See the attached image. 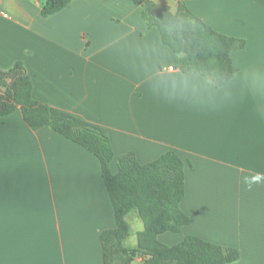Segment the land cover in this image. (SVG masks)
Here are the masks:
<instances>
[{
	"label": "crops",
	"instance_id": "obj_1",
	"mask_svg": "<svg viewBox=\"0 0 264 264\" xmlns=\"http://www.w3.org/2000/svg\"><path fill=\"white\" fill-rule=\"evenodd\" d=\"M183 1L246 41L224 87L182 73L132 0H72L46 18V0H0V67L23 62L36 101L105 128L114 174L130 152L142 165L168 151L185 162L180 209L191 224L161 243L197 236L238 250L230 264H264V0ZM182 75L195 91L174 88ZM131 214L124 245L135 249L144 223ZM115 228L97 157L49 127L33 130L20 109L2 120L0 264H104L101 234Z\"/></svg>",
	"mask_w": 264,
	"mask_h": 264
},
{
	"label": "trees",
	"instance_id": "obj_2",
	"mask_svg": "<svg viewBox=\"0 0 264 264\" xmlns=\"http://www.w3.org/2000/svg\"><path fill=\"white\" fill-rule=\"evenodd\" d=\"M132 1L141 7L148 26L159 31L163 44L180 57L182 73L198 74L215 89L235 77L238 69L232 54L245 48V40L216 31L189 10L183 0H176L175 13L154 0ZM71 2L46 0L41 14L45 18L52 16ZM18 109L33 130L49 127L98 158L116 221L114 230L101 234L104 264H132L139 255L148 257L147 264H230L240 258L238 250L197 236H187L172 247L158 240L167 232L181 233L183 227L191 224L180 209L185 197V162L175 152L168 151L145 165L137 161L133 152L124 154L119 157L118 172L114 174V153L107 130L36 101L32 81L21 61L9 70L0 67V125ZM190 168L193 169L192 164ZM133 211L144 223L135 249L124 245L130 236L126 217Z\"/></svg>",
	"mask_w": 264,
	"mask_h": 264
},
{
	"label": "clouds",
	"instance_id": "obj_3",
	"mask_svg": "<svg viewBox=\"0 0 264 264\" xmlns=\"http://www.w3.org/2000/svg\"><path fill=\"white\" fill-rule=\"evenodd\" d=\"M197 85L195 78L191 76L182 75L180 80L175 82L174 88L181 91H195Z\"/></svg>",
	"mask_w": 264,
	"mask_h": 264
},
{
	"label": "rangeland",
	"instance_id": "obj_4",
	"mask_svg": "<svg viewBox=\"0 0 264 264\" xmlns=\"http://www.w3.org/2000/svg\"><path fill=\"white\" fill-rule=\"evenodd\" d=\"M158 2H160V4H162V5L169 6L172 9L173 12H176V10H177V6H176L177 2H176V0H158ZM138 215L139 214H138L137 211H133L131 216H130L131 221L135 222L138 219ZM137 257L142 259V264H147L148 257H145L143 255H139ZM137 257H135V258H137Z\"/></svg>",
	"mask_w": 264,
	"mask_h": 264
},
{
	"label": "built area",
	"instance_id": "obj_5",
	"mask_svg": "<svg viewBox=\"0 0 264 264\" xmlns=\"http://www.w3.org/2000/svg\"><path fill=\"white\" fill-rule=\"evenodd\" d=\"M168 70L172 71V70H173V68H171V67H170V68H168Z\"/></svg>",
	"mask_w": 264,
	"mask_h": 264
}]
</instances>
